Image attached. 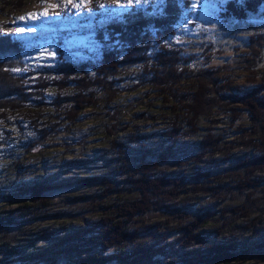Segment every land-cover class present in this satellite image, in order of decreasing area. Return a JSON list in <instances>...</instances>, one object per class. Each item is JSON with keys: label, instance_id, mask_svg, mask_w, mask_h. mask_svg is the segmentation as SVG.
<instances>
[{"label": "rangeland", "instance_id": "rangeland-1", "mask_svg": "<svg viewBox=\"0 0 264 264\" xmlns=\"http://www.w3.org/2000/svg\"><path fill=\"white\" fill-rule=\"evenodd\" d=\"M185 1L191 7L182 12L170 41L181 58L179 68L184 71L178 82L152 84L151 76L137 66L111 80L104 79L108 83L105 91L89 87V95L82 101L73 83L93 81V73L63 69L72 64L96 63L100 41L94 29L133 11L148 12L147 5L153 0H87V6L79 9L67 0H0V37L18 43L7 54L19 58L21 65L17 68L9 60L8 69L2 70L3 64L0 67L6 80L13 81L11 90L19 94L12 97V106L5 105L4 99L0 102V189L12 182L56 173L68 161L81 160L91 166L93 158L110 151L111 142L131 145L132 139L140 136L142 140H157L180 116V137L184 141L192 143L206 135L221 140L213 154L196 159V155L188 156L178 166L171 164L154 171L156 176L199 174L200 179L195 187L187 181L184 189L188 192L173 200L190 204L193 210L189 214L173 220V213L155 212L147 225L156 223L159 232H174L190 226L193 214L207 205L213 208L214 218L196 232L195 248L202 244L198 239L209 231H222L212 238L216 242L232 237H264V4L254 15L239 21L226 18L224 7L240 0ZM44 12L47 15H41ZM32 13L35 18H29ZM18 28L24 32H18ZM255 49H260V58L252 61ZM199 85H204L206 94L201 101L209 107L192 129L181 115ZM241 101L254 103L256 107L249 113L260 120L259 126L249 119L247 105ZM74 107L78 109L76 116L69 121L66 115ZM112 125L122 131L113 141L101 136V131L110 132ZM43 128H48L45 133L49 136L35 144L39 140L35 131ZM27 142L35 144L28 151L23 148ZM245 159H251L245 168L227 171L228 165ZM225 163H229L227 167ZM81 173L77 170L73 174ZM239 183L240 188L222 187ZM71 187L60 191V195L82 196L92 191L77 181ZM115 200L120 199L115 195ZM16 207L13 200L2 198L0 214ZM46 225L23 232V241ZM243 264H264V256L251 254Z\"/></svg>", "mask_w": 264, "mask_h": 264}, {"label": "trees", "instance_id": "trees-1", "mask_svg": "<svg viewBox=\"0 0 264 264\" xmlns=\"http://www.w3.org/2000/svg\"><path fill=\"white\" fill-rule=\"evenodd\" d=\"M262 4L264 0L228 2L224 16L243 21L248 15H254ZM147 6L149 10L144 14L133 11L114 17L108 24L94 29L100 41L96 47L100 50L96 63L72 64V67L63 69L65 72L71 69L93 73V81L81 79L73 83L79 99L84 101L87 98L89 87L104 88L105 91L108 83L104 79L111 80L112 76L127 73L137 66L146 70L152 84L176 83L182 78L181 58L178 51L170 46V41L182 12L191 5L185 0H153ZM17 45L9 37H0L2 70L8 69L9 60L15 67L21 66L19 58L13 59V54H7V50L16 49ZM252 55V61L255 57L259 59L260 49H255ZM2 70L0 102L4 99L5 105H11L15 103L12 97L19 94L11 90L13 81H7ZM201 85L182 110L184 115L181 118L185 116L183 120L192 129L196 120L208 112L206 107L209 104L205 106L201 101L206 95L204 85ZM106 91H109L108 86ZM79 102H75V106L78 107ZM244 103L248 113L256 107L250 101ZM77 110L70 108L67 120H74ZM248 117L252 122L257 121L251 114ZM181 122L180 116L175 117L170 128L163 131L157 140H142L140 138L144 137L140 136L132 139L131 145L111 142L110 151L93 158L91 166L81 160L68 161L56 173L12 182L0 189V201L9 198L17 204L15 209L0 214V264H243L251 254L264 256V237H232L214 241L212 238L222 231H209L207 236L198 239L202 244L195 248L193 244L199 235L196 232L214 218L211 206L196 209L191 225L181 226L174 232L172 229L159 232L156 223L147 225L148 218L155 212L160 215L173 213V220L189 214L193 210L190 204H182V200L174 203L173 200L188 192L184 189L187 181L195 187L200 179L199 174L194 177L185 174L156 176L154 171L171 164L178 166L188 156L196 155V159L204 154H213L221 140L206 135L199 141L188 143L180 137ZM260 123L257 121V126ZM111 129L107 133L101 131V136L113 141L115 134L122 132L115 125ZM47 130L35 131L39 139L35 144L47 140ZM35 144L27 142L23 148L28 151ZM247 160L233 165L225 163V167L228 165L229 172L239 170L247 166ZM77 170L82 173L75 176L73 173ZM75 181L92 188L91 193L62 197L59 192L69 191ZM240 185L222 187L228 190L240 188ZM115 195L119 201H112ZM43 224H47L46 227L23 241V232ZM171 235L176 236L172 238Z\"/></svg>", "mask_w": 264, "mask_h": 264}, {"label": "snow or ice", "instance_id": "snow-or-ice-1", "mask_svg": "<svg viewBox=\"0 0 264 264\" xmlns=\"http://www.w3.org/2000/svg\"><path fill=\"white\" fill-rule=\"evenodd\" d=\"M67 3L68 4H71L73 7H76V8H81V7H86L87 6V0H80L79 3H76L75 0H67ZM137 3H139V0H137ZM41 15H47V12H44V13H41ZM36 14L35 13H32L30 14V17L29 18H35ZM21 19H24L23 17H21ZM34 29H29V31H33ZM18 32H24V29L23 28H18L17 29ZM44 55V52L42 51L41 52V56ZM16 71H19V69H15Z\"/></svg>", "mask_w": 264, "mask_h": 264}]
</instances>
